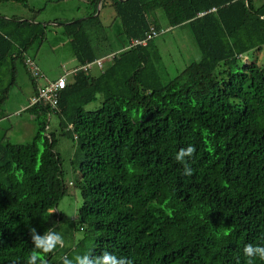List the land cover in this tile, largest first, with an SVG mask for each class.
Masks as SVG:
<instances>
[{
	"label": "trees",
	"instance_id": "obj_1",
	"mask_svg": "<svg viewBox=\"0 0 264 264\" xmlns=\"http://www.w3.org/2000/svg\"><path fill=\"white\" fill-rule=\"evenodd\" d=\"M100 1L121 21V50L98 75L69 78L56 109L28 105L36 124L30 142L0 138V264H27L34 253L43 264H63L65 257L75 264L76 255L91 260L104 252L131 264H247L245 245H264V63L254 57L264 51V1L89 0L90 17L59 23L78 65L114 51L100 54L86 28L99 19L93 15ZM159 9L171 27L190 29L201 52L171 79L160 69L155 37L127 47L152 27L162 31ZM46 34L35 19L0 15V109L19 64L37 91L25 58ZM99 95V108L87 110ZM52 114L60 134L75 142L71 184L81 192L84 235L44 254L31 230L56 232L67 194L57 134L48 132ZM190 145L196 151L185 158L192 169L186 175L175 156Z\"/></svg>",
	"mask_w": 264,
	"mask_h": 264
},
{
	"label": "rangeland",
	"instance_id": "obj_2",
	"mask_svg": "<svg viewBox=\"0 0 264 264\" xmlns=\"http://www.w3.org/2000/svg\"><path fill=\"white\" fill-rule=\"evenodd\" d=\"M260 5L264 0H254ZM28 7L16 2L0 3V15L7 18L35 19L47 27V34L44 40H37L28 49L26 57L33 58L38 67L49 80L57 79L64 74L63 66L72 70L78 65L74 56L70 37L65 33L64 26L56 22H71L77 19L90 17L94 10L89 0H28ZM157 18L162 25V32L155 37V44L162 55L160 69L165 79L177 76L189 63L201 58V52L196 45L190 29L185 26L170 27L165 12L157 10ZM99 16L97 21L86 24L94 42L98 45V52H105L106 49L114 50V54L121 50L122 24L116 16L112 6L101 7L98 3L97 12L93 17ZM107 37V41L103 38ZM120 48V49H119ZM255 60L264 63V51L254 52ZM253 55L250 53V59ZM247 62L246 56L243 58ZM105 61V66L107 65ZM18 81L10 91L5 106L0 109V138L5 141L18 143L30 142L36 132V124L33 116L24 111L23 105L29 104L33 94V85L30 75L23 64L18 67ZM93 75H98L101 70L93 67ZM71 78V77H70ZM72 79V78H71ZM41 84L45 79L39 80ZM103 100L99 95L97 100L88 104L87 110L99 108ZM20 111V112H19ZM48 132L55 131L58 138L56 150L63 160L67 194L60 201L58 211L64 215L59 223L56 232L63 238L65 248H68L73 241H78L84 235L78 222V211L82 205V196L79 189L75 188L71 181L75 178L72 165V157L75 149V142L72 138L60 134L58 118L52 114L49 119ZM42 149V142L39 141Z\"/></svg>",
	"mask_w": 264,
	"mask_h": 264
},
{
	"label": "clouds",
	"instance_id": "obj_3",
	"mask_svg": "<svg viewBox=\"0 0 264 264\" xmlns=\"http://www.w3.org/2000/svg\"><path fill=\"white\" fill-rule=\"evenodd\" d=\"M195 151V147L190 145L176 153L175 159L178 162L184 163V172L186 175H191L192 169L187 164L185 158L187 157L190 159ZM31 238L34 248L44 254L54 252L57 246L63 243L62 236L55 231H49L41 235L36 230H31ZM243 255L246 258L247 264H252L253 258L256 257L264 261V245L247 244L243 248ZM89 256V254L76 255L75 264H131V261L127 258L117 257L108 252H104L102 255L96 256L91 260ZM38 260H40V264H43L41 257L34 253L27 258V264H37ZM63 264H74V262L65 257L63 258Z\"/></svg>",
	"mask_w": 264,
	"mask_h": 264
},
{
	"label": "built area",
	"instance_id": "obj_4",
	"mask_svg": "<svg viewBox=\"0 0 264 264\" xmlns=\"http://www.w3.org/2000/svg\"><path fill=\"white\" fill-rule=\"evenodd\" d=\"M213 10H215V8H213ZM200 14L202 15L204 14V12ZM161 32L162 31H158L155 27H152L150 32L147 34L146 38L132 39L127 47L131 48L136 45H146L151 38L158 36ZM114 56L115 54H112L106 58L95 59L92 62H87L83 65H77L72 70H69L65 66H63L64 74L54 80L47 79L44 73L38 67L36 61L31 57H26L25 65L27 66L28 70L31 72L32 76L37 78V80L46 79V82L43 85L38 86L37 91L31 97L29 105L45 104V105H49L52 110L56 109L59 104L60 93L68 84V80L70 77H73L74 75H76L81 71L90 72L95 66L102 71L104 69V61L106 59L112 61Z\"/></svg>",
	"mask_w": 264,
	"mask_h": 264
},
{
	"label": "crops",
	"instance_id": "obj_5",
	"mask_svg": "<svg viewBox=\"0 0 264 264\" xmlns=\"http://www.w3.org/2000/svg\"><path fill=\"white\" fill-rule=\"evenodd\" d=\"M170 27H171V26H170ZM103 40H106V41H107V37L103 38ZM113 52H114V51H113ZM113 52L108 53V54H106L105 56H101V57H99V58H97V59L106 58V57H108L109 55L114 54ZM106 60H108V59H106ZM106 60H105V61H106ZM105 61H104V67H105ZM53 80H54V79H53ZM45 82H46V79H45ZM38 84H39V85H43L44 83L41 84L40 81H38ZM32 85H33V83H32ZM34 93H35V88H34V85H33V94H34ZM33 94H32V96H33ZM32 96H31V97H32ZM28 105H29V104H27V105H23L21 109L25 110V109L28 107ZM19 112H20V111H19Z\"/></svg>",
	"mask_w": 264,
	"mask_h": 264
},
{
	"label": "water",
	"instance_id": "obj_6",
	"mask_svg": "<svg viewBox=\"0 0 264 264\" xmlns=\"http://www.w3.org/2000/svg\"><path fill=\"white\" fill-rule=\"evenodd\" d=\"M79 20H82V19H77V20H74V21H71V22H65V24H67V23H74V22H77ZM56 23L59 24V23H62V22H56Z\"/></svg>",
	"mask_w": 264,
	"mask_h": 264
}]
</instances>
